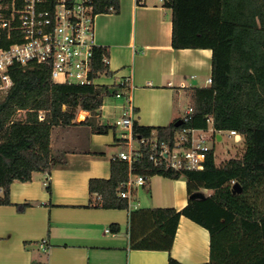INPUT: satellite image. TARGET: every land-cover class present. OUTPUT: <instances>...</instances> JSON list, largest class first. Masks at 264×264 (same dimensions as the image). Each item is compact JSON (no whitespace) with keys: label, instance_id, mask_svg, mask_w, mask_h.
<instances>
[{"label":"trees","instance_id":"16d2710c","mask_svg":"<svg viewBox=\"0 0 264 264\" xmlns=\"http://www.w3.org/2000/svg\"><path fill=\"white\" fill-rule=\"evenodd\" d=\"M94 6L98 15L118 14L121 3L94 0ZM168 8L172 10L174 49L212 51V84L187 90L193 113L183 127L206 129L212 117L217 131H235L244 138L245 147L240 158L230 159L222 167L228 179L215 190L210 188L214 190L210 200L202 190L215 170L212 155L203 171L178 173L154 168L148 149L142 147L144 158L134 164L133 171L148 178L185 179L189 203L181 211H132L130 248L166 251L170 253L169 264H181L171 251L180 219L186 217L209 230V222H214L211 260L206 264H264V0H172ZM104 56L108 57L107 50L98 48L95 71L111 76L109 65L102 63ZM12 79L10 90L0 95V187L4 189L0 206L13 205L10 189L14 182L27 183L34 173L50 175L67 165L64 155L52 153L54 128L86 126L100 135L115 129L98 124V118L104 100L119 92L107 85L54 84L50 68L42 65L16 69ZM40 111L45 112L42 120ZM80 111L90 113V117L79 124ZM177 121L165 127L135 123L133 135L136 139L156 136L173 145L182 128L175 127ZM128 178V163L113 159L110 179L90 181V206L127 210V200L118 193ZM46 189L51 193L49 181ZM204 200L214 209L203 208L200 204ZM29 206L17 208L24 211ZM228 215L231 217L225 220ZM111 228L115 233L121 230L117 224Z\"/></svg>","mask_w":264,"mask_h":264},{"label":"crops","instance_id":"0c3cea01","mask_svg":"<svg viewBox=\"0 0 264 264\" xmlns=\"http://www.w3.org/2000/svg\"><path fill=\"white\" fill-rule=\"evenodd\" d=\"M120 3L118 14L96 18V43L107 50L112 73L102 76L97 85L116 87L121 79L131 77L134 124L165 127L182 120V89L188 96L184 80L205 73L208 79L211 77L212 51L174 49L172 13L168 15L166 8L138 7L134 0ZM194 82L192 87H198ZM123 111V101L115 97L104 100L98 124L115 126L106 135L93 133L86 126L53 129L52 153L64 155L67 165L50 175L34 173L30 182L11 185L13 205L0 206V264H169L170 253L166 251L130 248V214L137 209L90 206V181L110 179L113 159L128 149L121 140L123 132L117 135L120 128L110 124L116 115L120 120ZM89 117L90 113L80 111L76 122L80 124ZM48 181L51 193L46 189ZM139 189L132 204H139L138 209L181 211L189 203L183 178H150L142 188L149 196L145 206L141 205ZM205 192L209 190H202ZM205 200L200 205L214 209ZM23 204L31 206L19 211L17 205ZM209 223L210 230L182 217L171 256L181 264L209 263L214 222ZM115 224L120 226L119 233L111 228ZM43 241L47 242V251L41 247Z\"/></svg>","mask_w":264,"mask_h":264},{"label":"built area","instance_id":"2783aa9c","mask_svg":"<svg viewBox=\"0 0 264 264\" xmlns=\"http://www.w3.org/2000/svg\"><path fill=\"white\" fill-rule=\"evenodd\" d=\"M172 0H134L138 7L168 8ZM94 0H0V95L13 85L12 72L31 65L50 68L51 80L60 85H97L106 76L95 71L96 18ZM102 63L109 65L107 56ZM131 77H125L115 86L119 92L115 98L124 102V111L116 126L123 133L127 151L119 159L129 165V178L119 191V197L132 206L137 188L148 185L150 178L137 174L133 166L144 158L142 147L148 149L149 162L159 170L178 173L203 171L214 151L210 144L222 140V131L213 126L209 117L206 129L183 127L190 121V106L182 118L181 129L176 133L173 145L160 141L156 136L136 139L133 135L135 108L131 99ZM212 84V79L207 80ZM40 119L45 112L40 111ZM238 136L235 131L227 132ZM213 151V154L211 152ZM235 185V181L231 182ZM4 189L0 187V196ZM110 232V230H107ZM47 242L41 247L48 250Z\"/></svg>","mask_w":264,"mask_h":264},{"label":"rangeland","instance_id":"374dc122","mask_svg":"<svg viewBox=\"0 0 264 264\" xmlns=\"http://www.w3.org/2000/svg\"><path fill=\"white\" fill-rule=\"evenodd\" d=\"M165 10L167 11L168 15H171L172 13L171 9L166 8ZM207 80H208V73H205L196 79L188 78L187 80H184V82H185L186 88L190 89L193 86L194 81L198 82V87H207L208 86ZM185 91L186 90L182 89V92H183L181 93L182 101L179 104V108L181 110L182 116H185L186 111L190 107L189 98L186 95ZM110 98L111 97H107L106 102H108ZM119 116L120 115H116L115 118L111 120L110 124L112 123L116 124V121L119 119ZM78 117H79V113L77 115V118ZM116 131H117V135H120V133L123 132L121 129H117ZM221 138L222 140L218 141L217 143L210 144L211 148L214 151L213 158H214L215 170L210 172L207 178V181H206L205 188H204V190H209V192L203 193L204 196L207 197V200H210L209 196L212 195L215 188L220 186L222 183H224L228 179V175L225 174L224 171L222 170V167L224 166V164L230 159L240 158L244 153L245 144H244V138L241 135L230 136L229 133L223 132L221 134ZM211 187H214V190H211L210 189ZM139 194L141 195V200H140L141 205L145 206L147 203V200L149 199V196L143 191L142 188L139 189ZM228 216L229 217H225V218L224 216H222V218H224L225 220H229L231 216L230 215ZM222 218H218L217 221L221 222Z\"/></svg>","mask_w":264,"mask_h":264},{"label":"water","instance_id":"95a60500","mask_svg":"<svg viewBox=\"0 0 264 264\" xmlns=\"http://www.w3.org/2000/svg\"><path fill=\"white\" fill-rule=\"evenodd\" d=\"M196 85V82H194V86ZM182 125V121L179 120L175 123V127L179 128Z\"/></svg>","mask_w":264,"mask_h":264},{"label":"bare ground","instance_id":"6f19581e","mask_svg":"<svg viewBox=\"0 0 264 264\" xmlns=\"http://www.w3.org/2000/svg\"><path fill=\"white\" fill-rule=\"evenodd\" d=\"M84 116V115H83ZM83 116H82V118H83Z\"/></svg>","mask_w":264,"mask_h":264}]
</instances>
